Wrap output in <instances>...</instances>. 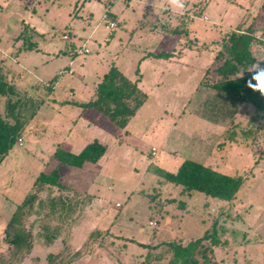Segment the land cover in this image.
I'll list each match as a JSON object with an SVG mask.
<instances>
[{"label":"rangeland","instance_id":"obj_1","mask_svg":"<svg viewBox=\"0 0 264 264\" xmlns=\"http://www.w3.org/2000/svg\"><path fill=\"white\" fill-rule=\"evenodd\" d=\"M182 3L0 0V75L30 97L20 143L0 165V263L143 264L147 251L138 244H187L216 223L223 242L213 249L219 264H264V118L248 103H226L208 120L200 116L207 93L201 83L219 80L215 55L223 37L249 30L264 42V0ZM23 29L39 51L17 54L21 43H14ZM66 33L70 42L62 40ZM85 40L88 53L72 57L68 50ZM161 52L173 55L152 56ZM252 52L253 69L264 70V46L255 43ZM71 61L74 74L58 79ZM111 67L146 95L125 128L94 110L78 117L73 104L90 100ZM42 82L55 87L50 91ZM5 104L0 95L2 116ZM94 140L105 145L103 158L83 169L60 167L66 190L40 194L22 221L31 250L15 254L7 223L39 173L55 166L56 146L78 154ZM184 161L241 176L236 198L223 201L168 182L165 175ZM60 195L82 203L69 216L51 214L48 198ZM150 251L160 256L152 264H166L171 255L165 246Z\"/></svg>","mask_w":264,"mask_h":264},{"label":"trees","instance_id":"obj_2","mask_svg":"<svg viewBox=\"0 0 264 264\" xmlns=\"http://www.w3.org/2000/svg\"><path fill=\"white\" fill-rule=\"evenodd\" d=\"M228 33V36L223 37L224 40L215 55V62L218 64L214 71L219 80L211 85L201 83V88L207 93L200 104V116L208 120L210 116L216 115L217 111L225 108L226 103L231 105L230 108H234L238 103H248L264 118V94L260 90L247 86V82L251 81L252 85L258 88L257 81L252 77L264 70L253 69L257 60L252 47L255 43L264 46V42L257 40L249 30ZM27 34L23 29L17 36L16 39L21 42L18 51H37V45L31 40L33 38ZM262 34L264 36V27ZM152 56L168 59L172 57V54L161 52ZM0 95L6 98V114L0 115L1 165L15 147L16 141L27 125L23 117L27 114V100H30V97L22 88L6 82L2 75H0ZM145 100L146 95L138 89L137 81H130L117 68L111 67L96 86L92 99L87 102H73V104L80 108V116L85 111L94 110L113 125L125 128ZM35 113L36 109L31 110L28 118L33 117ZM105 153V145L98 141L87 144L78 154L71 153L61 145L56 146L52 156L55 166L48 173H39L30 191L16 207L7 223L5 237L8 239V244L15 248V254H28L31 250L30 233L25 231L22 221L32 215L40 194L51 189L61 192L66 190L61 182L60 167L83 169L88 164L100 161ZM165 179L179 186L182 191L200 192L223 201L235 199L244 182L241 176L225 175L194 161H184L175 173H167ZM81 203L82 200L70 202L60 195L56 198L49 197L47 206L51 214L59 210L60 215L66 217L72 214ZM138 245L147 251L146 261L142 262L143 264H152L151 259H159L160 256L152 255L150 250L162 246L171 251L166 264H219L214 259L213 249L222 246L223 242L219 238L216 223H213L211 229H207L200 238L187 244L170 242L155 246ZM1 263L4 264V262ZM156 264L163 263L156 262Z\"/></svg>","mask_w":264,"mask_h":264},{"label":"crops","instance_id":"obj_3","mask_svg":"<svg viewBox=\"0 0 264 264\" xmlns=\"http://www.w3.org/2000/svg\"><path fill=\"white\" fill-rule=\"evenodd\" d=\"M104 18H106V14H105ZM109 29H110V28H109ZM19 34H20V33H19ZM66 34H69V33H66ZM69 35H71V40H72V34L70 33ZM63 36H64V35H63ZM62 40H63V39H62ZM71 40H70V41H71ZM63 41H64V40H63ZM70 41H68V42H70ZM85 41H86V40H85ZM85 41H84V42H85ZM18 42L21 43L20 41H16V42L14 43V46H15V44L18 43ZM64 42H67V41H64ZM86 44H87V43H86ZM18 47H20V45H19ZM18 47H17V48H18ZM70 50H71V51L68 50V52H69L70 55H72V57H73V54L75 53L76 50H75V48H74L73 46H72V48H71ZM37 51H39L38 46H37ZM20 52H21V51H18V50H17V54L20 53ZM0 54H4V52L2 51L1 48H0ZM172 55H173V54H172ZM72 63H73V62L71 61L70 64L68 65V67L62 69V70H66V71L71 70L72 73H71V74L66 73V74H64V75H62V76H65V75H67V76H68V75H69V76H72V75L74 74V71H73L72 68H71ZM60 71H61V70H60ZM60 71H59V72H60ZM59 72H58V74H59ZM58 74H57V78L60 79L62 76H58ZM103 75H104V74H103ZM102 77H103V76H102ZM102 77H101V79H102ZM55 78H56V77H55ZM101 79L98 81L97 85L99 84V82L101 81ZM42 83H43L44 87L47 88V89H50V91H52V90L54 89V87H55V85L52 84L51 82H46V83L42 82ZM97 85H96V86H97ZM96 86H95V88H96ZM95 88H94V90L92 91V96L90 97L91 99L93 98V94H94ZM201 89H203V88H201ZM203 91H204V89H203ZM88 101H89V100H88ZM86 102H87V101H86ZM79 110H80V108H79ZM78 117H80V111H79V113H78ZM94 141H96V140H94ZM92 142H93V141H92ZM90 143H91V142H90ZM87 144H89V143H87ZM87 144H86V145H87ZM86 145H84V147H85ZM64 147H65V148H68V147H66V146H64ZM84 147H83V148H84ZM83 148H82V149H83ZM82 149H81V150H82ZM152 150H153V149H152ZM152 150H151V151H152ZM155 154H156V152H155ZM153 246H154V245H153Z\"/></svg>","mask_w":264,"mask_h":264},{"label":"clouds","instance_id":"obj_4","mask_svg":"<svg viewBox=\"0 0 264 264\" xmlns=\"http://www.w3.org/2000/svg\"><path fill=\"white\" fill-rule=\"evenodd\" d=\"M169 4L174 5L176 8H183L184 4L182 0H168ZM257 81V86L252 85L251 81L247 82V86L253 88L254 90H260L264 94V72L257 73L252 77Z\"/></svg>","mask_w":264,"mask_h":264},{"label":"built area","instance_id":"obj_5","mask_svg":"<svg viewBox=\"0 0 264 264\" xmlns=\"http://www.w3.org/2000/svg\"><path fill=\"white\" fill-rule=\"evenodd\" d=\"M134 1H135V2H140V0H134ZM204 19H206V17H204ZM109 28H110V29L115 28V23L111 22V23L109 24ZM62 39H63L64 41H67V42H68V41L71 40V35H69V34H65V35L62 37ZM86 43H87V40L82 44L81 47L78 48V50L76 51V53H78V54H80V55L87 54V53H88V50H87L86 47H85ZM66 73L71 74L72 71H71V70H68V71H66V70H61V71L59 72L58 76H62V75H64V74H66ZM18 142L20 143V139H18ZM155 152H156V151L153 149V150H152V154L154 155ZM149 225L153 226L152 223H150Z\"/></svg>","mask_w":264,"mask_h":264}]
</instances>
